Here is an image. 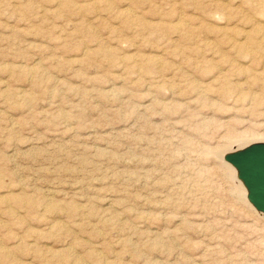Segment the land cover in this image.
<instances>
[{"label":"rangeland","instance_id":"obj_1","mask_svg":"<svg viewBox=\"0 0 264 264\" xmlns=\"http://www.w3.org/2000/svg\"><path fill=\"white\" fill-rule=\"evenodd\" d=\"M253 132L264 0H0V264H264Z\"/></svg>","mask_w":264,"mask_h":264},{"label":"water","instance_id":"obj_2","mask_svg":"<svg viewBox=\"0 0 264 264\" xmlns=\"http://www.w3.org/2000/svg\"><path fill=\"white\" fill-rule=\"evenodd\" d=\"M246 190V200L264 215V143H254L224 155Z\"/></svg>","mask_w":264,"mask_h":264},{"label":"bare ground","instance_id":"obj_3","mask_svg":"<svg viewBox=\"0 0 264 264\" xmlns=\"http://www.w3.org/2000/svg\"><path fill=\"white\" fill-rule=\"evenodd\" d=\"M225 123V122H224ZM227 126V125H226ZM228 129H231L228 127ZM232 130V129H231ZM233 131V130H232ZM232 131H228L226 132L225 131V135L227 134H231ZM237 132H239L238 130H236ZM241 132V131H240ZM239 132V133H240ZM242 132H245V131H242ZM246 132L248 133L249 131L246 130ZM236 133V132H235ZM246 133V135H247ZM252 133V132H250ZM249 133V134H250ZM254 133V132H253ZM237 135V134H236ZM242 136V133L240 134ZM224 136V134L222 135ZM235 136V134L233 135ZM233 136H229L231 138H233ZM238 136V135H237ZM243 136H245L243 134ZM236 137V136H235ZM248 137V136H247ZM246 137V138H247ZM250 137H252V139H241V140H238L236 142H234L233 144H231L229 146V148L221 153L217 152L215 154H213L211 156V160L217 164H220L221 166H223L227 172H228V176H229V182L233 185L235 191L237 193H239L240 195V198L244 201V205L245 207H247L248 210H250L258 219H260L261 221L264 222V215L261 213V212H258L256 211L249 203L248 201L246 200V190L244 189V187L242 186V183L241 181L238 179L237 177V174H236V171L235 169L228 163H226L224 160H223V157L224 155L228 154V153H232V152H235V151H239L251 144H254V143H264V133H254L252 134ZM224 138V137H223ZM222 138V139H223ZM243 138V137H242ZM255 138V139H253ZM226 139V138H224ZM217 146V145H216ZM220 146V145H219ZM218 147V146H217ZM219 153V154H218ZM240 199V201H241ZM79 259V258H77ZM81 262V260H80Z\"/></svg>","mask_w":264,"mask_h":264}]
</instances>
